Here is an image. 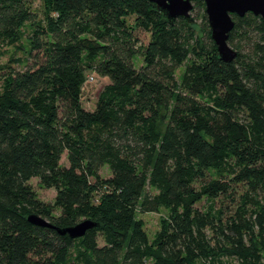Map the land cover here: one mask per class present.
<instances>
[{
    "label": "trees",
    "instance_id": "1",
    "mask_svg": "<svg viewBox=\"0 0 264 264\" xmlns=\"http://www.w3.org/2000/svg\"><path fill=\"white\" fill-rule=\"evenodd\" d=\"M50 2L43 22L27 0H0V46L27 53L0 65V264H264L263 18L232 14L226 62L207 15L199 38L151 0ZM88 71L110 79L92 110ZM236 194L229 218L197 206ZM162 209L151 240L138 212ZM86 220L82 236L59 231Z\"/></svg>",
    "mask_w": 264,
    "mask_h": 264
},
{
    "label": "rangeland",
    "instance_id": "2",
    "mask_svg": "<svg viewBox=\"0 0 264 264\" xmlns=\"http://www.w3.org/2000/svg\"><path fill=\"white\" fill-rule=\"evenodd\" d=\"M27 3L37 13L38 18L41 19L43 22L46 21L47 15L55 14L56 12L50 0H27ZM193 8L191 10V15L195 19L193 24L197 36L199 38H205V32L202 30V28L204 22L203 16L207 15L206 6L202 9L198 7L193 1ZM128 21L131 24L136 25L137 18L134 14H131L128 17ZM32 28L33 27L31 23H26L23 27L24 34L22 35L21 44L25 46V49L28 48L27 34L32 30ZM136 32L141 42L147 43L148 40L150 39L149 32H146L142 29H137ZM26 55H27L26 51L24 49L18 48L17 46H10V47L0 46V65H5L9 63L18 66V60L24 59ZM135 61L137 66H140L143 63V59L139 55L136 57ZM184 68L185 65L181 66L177 70L176 76L178 78H181ZM91 74L95 75V80L92 82H87L85 84L83 89V96H82L83 106L88 110H92L95 108L100 90L104 87V85L110 82V79L108 77L101 76L95 71H88V75ZM63 161L64 162L67 161L65 156ZM102 173L105 176H107L109 174L108 169L104 168ZM31 184L33 185L39 197L43 201L46 202L54 201L56 195V191L54 188L43 187L40 184L38 178L31 179ZM235 196L236 199L233 198V196L221 197L217 199L215 202L203 199L200 203L197 204V206L202 209H207L213 205L217 209L222 211L224 218H229L240 202V199L238 197L239 194L238 195L236 194ZM168 216H169V212L166 209H162L160 212H148V213H142L139 211L137 215L138 219L143 220L144 229L151 240L154 238L155 234L161 229L163 221ZM231 264H238V262L235 259H232Z\"/></svg>",
    "mask_w": 264,
    "mask_h": 264
},
{
    "label": "water",
    "instance_id": "3",
    "mask_svg": "<svg viewBox=\"0 0 264 264\" xmlns=\"http://www.w3.org/2000/svg\"><path fill=\"white\" fill-rule=\"evenodd\" d=\"M151 1L156 3L158 9L164 12L170 22L180 17L186 18L190 23L194 22L191 15L194 0ZM204 2L211 28V37L217 46L219 56L222 60L231 62L238 54L229 44L230 32L235 26L232 14L243 17L252 12L264 20V0H204ZM28 219L37 225L52 226L46 219L37 215H30ZM93 225V222L86 220L76 226L59 229V231L62 234L69 233L74 238L84 235L86 230Z\"/></svg>",
    "mask_w": 264,
    "mask_h": 264
},
{
    "label": "built area",
    "instance_id": "4",
    "mask_svg": "<svg viewBox=\"0 0 264 264\" xmlns=\"http://www.w3.org/2000/svg\"><path fill=\"white\" fill-rule=\"evenodd\" d=\"M95 80V75L94 74H91V75H88L87 79H86V83L87 82H92Z\"/></svg>",
    "mask_w": 264,
    "mask_h": 264
}]
</instances>
